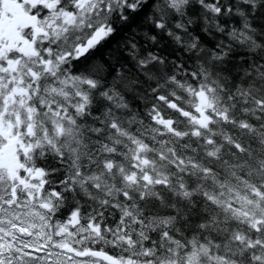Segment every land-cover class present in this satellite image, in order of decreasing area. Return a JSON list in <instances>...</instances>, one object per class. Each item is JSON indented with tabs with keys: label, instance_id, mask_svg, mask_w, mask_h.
<instances>
[{
	"label": "snow or ice",
	"instance_id": "obj_1",
	"mask_svg": "<svg viewBox=\"0 0 264 264\" xmlns=\"http://www.w3.org/2000/svg\"><path fill=\"white\" fill-rule=\"evenodd\" d=\"M0 264H264V0H0Z\"/></svg>",
	"mask_w": 264,
	"mask_h": 264
}]
</instances>
